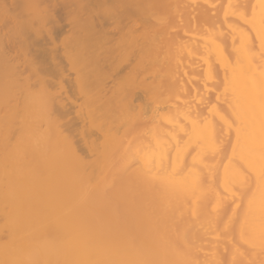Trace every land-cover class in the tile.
Segmentation results:
<instances>
[{"label":"bare ground","instance_id":"obj_1","mask_svg":"<svg viewBox=\"0 0 264 264\" xmlns=\"http://www.w3.org/2000/svg\"><path fill=\"white\" fill-rule=\"evenodd\" d=\"M179 1L0 0V97L3 86L34 77L55 120L47 135L55 128L63 151L47 155V142L43 154L27 138L24 147L23 134L9 144L12 115L0 117V211L10 237L0 264H264V0H239L247 30L224 21L230 34L222 26L212 35L221 44L206 36L220 44L211 43L216 54L228 52L213 65L211 52L197 56L195 36L187 51L171 48L186 35L174 30L179 22L216 21L214 9L210 20ZM65 26L62 58L92 116L80 141L60 123L69 108L56 98L67 94L68 74L52 52L56 80L28 56L31 34L55 47L52 29ZM184 57L195 63L191 81L177 66ZM201 64L203 84L222 80L209 92L200 89ZM210 127L214 147L205 144Z\"/></svg>","mask_w":264,"mask_h":264},{"label":"rangeland","instance_id":"obj_2","mask_svg":"<svg viewBox=\"0 0 264 264\" xmlns=\"http://www.w3.org/2000/svg\"><path fill=\"white\" fill-rule=\"evenodd\" d=\"M204 1L205 0H180L179 3H178V5L179 6L182 5L183 7L190 8L191 11H192V7H194V5L196 7H198V6L200 7L201 6V9H204L205 10V13L207 14V16H208V18L210 20L213 19V14H212V10L213 9L217 13L218 12H219V14L221 13V15L219 16V14H217L215 12V20H216L215 22H209L208 23V21L205 20V19L204 20L195 19L194 22L190 21L188 23H185L186 21H183L182 23H184V24H182L181 22H179V24H177V26L175 27L174 30H176V32H182V31L183 32H186V35L181 38V40H180V42L178 44H175L171 48L172 49H173V47L174 48H179V49H182L183 48V49H185L184 51H187L186 49H189V48H191L192 45H194V44L191 45L190 43L193 40V37L195 36L197 38H194V41H192V43L195 42V44H197V49H198V50L196 49L197 56L201 57V55H198V54H202V56H204L206 54L209 55V53L211 52L212 54H210L211 55L210 56V59H211L212 65H213L214 62L221 61V59H222L221 57L222 56L220 57V55L223 54L224 56H228V52L227 51H226L227 53H225L224 51H222L221 54H219L220 53V51H219L218 54H219V57L221 58V59H219L218 54H216L217 53L216 51H218L219 47H218V49H216L217 45H214V46L212 45L213 43L214 44H219V43L221 44V40L219 38H217V34L214 37L212 36L215 33H217L216 32L217 29L219 27H222L225 22L227 24H230V25L236 24L238 27L243 25L242 27H239V28H242V29H246L247 27L245 26L246 24L243 21L239 20L237 18V15H236L237 14V10H238V6H239V4L241 3L242 0L240 1V3H239V0H230V1H227V0H206L205 2ZM244 1H250V0H244ZM178 5H176V4L174 5L175 6L174 8L175 9L177 8V10L180 8V7H178ZM41 7H39V9ZM172 8H170V9L172 10ZM220 8H222L223 10L220 9ZM175 9H173V10H175ZM59 10H60V7H59ZM220 10H221V12H220ZM192 14L193 13H191V15ZM247 16H248V13H247ZM226 18H227V21H226ZM256 19H257V17H256ZM258 20H260V19H258ZM240 22L242 23L241 25H240ZM10 25L12 26L13 24H10ZM212 25H214V27ZM206 27H207V29H206ZM210 27L211 28L213 27V28L211 29ZM67 29H68L67 26H65V28H64L63 31H60L58 29H54V30L52 29V32H51L52 34L51 35H52V37L54 39L55 47L53 46V44L51 42L48 41V39L45 36H42V38H35L34 35L31 34L29 36V38H28L29 41L32 42L30 44V47H29V52L30 53L28 54V56L34 57L35 58V61L39 65L45 66L47 68L46 73L49 75V78H53L54 80H56V76H55L56 73H55L54 70H52V62L50 60V57L48 58V55H47V51L48 52H52L51 55L52 56L54 55L53 56L54 63H58L60 66H62L63 71L68 74L69 80L71 79V81H69V82H68V80H64L63 81V85L67 88V94L64 95V93H61V96L56 98V100H59V102L66 104L67 107L69 108L67 114H65L64 117H61V119H60L61 122L60 123L61 124H67L68 123V125H66V127H67V132L66 133L72 135L75 140L80 141L79 131L80 130H83V129L84 130L87 129V127H88V121H90L92 119V116H90L91 113L89 114L88 112H85L84 109H83V106L86 103V99L78 98L77 96L74 95V94H76L75 91H74V84L72 85V83H70V82H73L74 75H73L72 72L69 73L67 71L70 68V66L62 58L63 49L61 48V46L59 45V43L61 41V38L63 36L64 31L67 30ZM202 29H204V30H202ZM220 29L223 32H227L228 31V29L225 26H223V28H220ZM178 30H180V31H178ZM207 31H209V33ZM227 34H230V31H228ZM206 36H208V37H211L212 36L213 39L215 41H217V42L219 41V43L215 42L212 39H210L211 41H209V38L206 37ZM205 37H206V39H205L206 42L204 41V38ZM199 40H201L202 42L199 41ZM202 43L203 44L205 43L204 46H203ZM220 44H219V46H220ZM189 45H190V47L188 48ZM146 46L147 45H145L144 48ZM211 46H213L214 48L211 47ZM198 47H200V48H198ZM207 47H209V50L210 51L208 50ZM163 50H164V52H163ZM163 50L160 52L161 55L163 53H166V51H165L166 48L165 47H164ZM169 50H170V48H169ZM202 50L205 51L206 54ZM213 50H214L215 53L213 52ZM213 53L216 54V55L215 56H212ZM8 54L11 55V56H15L13 49H11V50L9 49L8 50ZM160 54H159V56H161ZM215 57L218 60H215ZM182 59L177 64V66L178 67H184L185 68V70H186V76L191 81L192 80V71L190 70V68H191V64L193 63L192 62L193 59L189 63H187L186 61H184L187 58L184 57ZM216 63L218 64V62H216ZM216 63L214 64L215 66H217ZM194 64L195 63H193V65ZM196 66H197L196 67V70H197L196 73L198 72L197 74H198L199 78L201 77V80H202V82L200 83V89H201L202 86L204 87L207 84L205 86L206 89L204 88V90H207L209 92V91H211L210 88L212 89V86L211 85L215 84L216 87L219 86V84H216V81L218 83L220 82V84H221V81L222 80L221 79H218V80L216 79L215 81L211 82L210 84H209V82H205L206 84L204 83L205 84L204 85L203 84V81H204L203 78H205L206 71H208V70H207V68H204V67H206L204 64L196 65ZM3 71H1V75H3V74L6 75V71H4L5 73ZM203 73H204V75H203ZM24 74H27L26 68L24 69ZM197 74H196V76H197ZM201 75H203L204 77H202ZM21 82L19 81L18 83H14L15 85L12 84L13 88H11V86H9L11 88V90H10L9 87L6 88V87L3 86L4 91H6L7 89L10 90V94H9V92L7 93V91H9V90L6 91V94L7 95H5V92L1 90L3 92V95H4L2 97H4V98L0 97V101L2 99L5 100V105L6 106H4V107H5V109H8V112L7 113L5 112V109L2 106L3 105L2 102H0L1 103V106H2V108H0V113H1L0 117L4 113H5L4 115H6V114L7 115L8 114L10 115V113H11L12 118H13V122L11 124V134H10V139H9L8 143L10 142L9 144H12L13 145L15 142H17V139L20 138L19 135L20 134H23L22 135L23 137L21 136L23 142L21 141V138H20V142H22V144L25 143V139L26 138H27L26 139L27 142H29L28 145H31L32 146V144H33L32 147H38V148H40V146L42 145V148H43V146H45V144H47V142H48L49 145L48 144L47 145L49 146V148H48V146H45V147H47V150L48 149L49 150L48 151L47 150L46 151L43 150L44 153L47 152V155H48V153L50 151L52 153L54 150H55V152H60V150L57 151L58 148L60 149L61 147H59L58 140L56 138L57 136H56L55 128L53 130L54 131L53 132L54 133L53 137L51 135L49 136V134L47 135V133L50 131V129L52 127V121L54 123L55 120L52 117V115H50V116L48 115L49 114V111H47L44 108L42 109V102H41V99H42L41 98L42 97V89H41V87L39 86V84L37 83V81H35V78L34 77H30L29 78V81H28L27 86L21 85ZM69 83H70V85H69ZM2 85H3V83H2ZM186 85H187L186 83L173 82V83H171L170 87H171V89L176 90V89L184 88V86H186ZM215 85L213 87H215ZM5 86H8V85H5ZM48 89L51 92L58 91V87L56 85L50 86ZM88 89H90V88H88ZM204 90L201 89V91H204ZM12 95H13V97H12ZM24 99H25V104L22 103V102H24ZM28 99H29V101H28ZM69 99L72 102L75 103V106H73V105L71 106L70 105V103L68 101ZM33 101H35V102H33ZM36 103H38V104H36ZM37 106L39 108H37ZM80 106H81V108H79ZM36 109H38L39 111L36 110ZM36 111H37L38 114H36ZM40 111L43 112L44 114L43 113H40ZM54 113L55 112H53V115H54ZM40 116L43 119H41ZM56 119L58 120V118H56ZM0 122L2 124L1 118H0ZM53 126H54V124H53ZM213 130H214L213 128H211V127L209 128V132H211L210 133L211 136H209V134H208V136L206 137L205 134H204V137L206 139L205 144L207 143V146H209L212 143L211 144V147L212 146L214 147L215 146L214 143H216V141H217L216 138L214 137ZM50 132H52V130ZM138 133H140V132L137 131V130L136 131L134 130L133 132H131L132 135H136ZM24 135H26V136H24ZM30 136L32 138H30ZM39 137L40 138L42 137L41 140H44L45 139L46 140L45 141L46 143L45 142L43 143V141L38 142L40 140ZM47 137H49V139H47ZM208 137L210 138V140H209ZM23 138H25V139H23ZM35 138H37V139H35ZM52 138H53L52 143H50ZM95 138H98V139H96V140H98L97 141V147H96L97 152H98L100 150L99 142L101 144L102 141L100 140V136L98 137V135H96V134H91L90 137H89V139H95ZM49 140H50V142H49ZM27 142L25 143V146L24 145H22V146L26 147ZM54 143H56L55 148L53 146V145H55ZM20 144H16L15 143L16 146L17 145H20ZM52 146H53V148H52ZM211 147H205V148L206 149H209ZM28 148H30V146ZM42 148H40L41 153H43L42 152ZM44 149H46V148H44ZM51 149H53V151ZM61 152L63 153V151H61ZM83 153H86L84 155H86V158L87 159H90V158L93 157V155H88V153L86 151H84ZM93 154H94V156L96 155V153H93ZM90 156H92V157H90ZM64 158L66 160V157L65 156H64ZM100 161H102V160H100ZM102 162L103 163L97 161V163H96L97 167L101 166V168L102 167L104 168L106 164L104 163V161H102ZM99 163H101V164L99 165ZM212 164H213V162H212ZM136 166L137 165H132V166H129V168L133 169ZM69 168H71V167H69ZM93 169L94 168H92L91 170H93ZM68 170L69 169H67L66 172H68ZM88 174H89V171H87L86 174L84 173V175H82L81 177L85 178L86 175H88ZM5 211L7 212L6 209L3 210V213H2V211H0V235H1L0 244L3 242L2 245L7 244L9 242V240H10L9 233L6 231L8 229L7 228L4 229V224H3V220H2V219H4V212ZM1 229L3 230V232H2ZM6 233H8V234H6ZM196 244H201V241L197 242Z\"/></svg>","mask_w":264,"mask_h":264}]
</instances>
